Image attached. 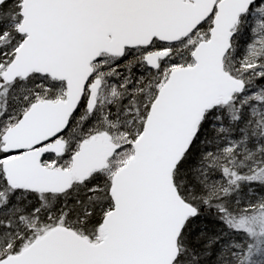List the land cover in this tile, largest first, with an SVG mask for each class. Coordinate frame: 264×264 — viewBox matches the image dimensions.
<instances>
[{"label": "snow or ice", "instance_id": "1", "mask_svg": "<svg viewBox=\"0 0 264 264\" xmlns=\"http://www.w3.org/2000/svg\"><path fill=\"white\" fill-rule=\"evenodd\" d=\"M0 264H264V0H0Z\"/></svg>", "mask_w": 264, "mask_h": 264}]
</instances>
